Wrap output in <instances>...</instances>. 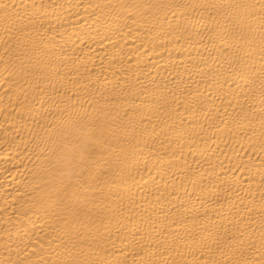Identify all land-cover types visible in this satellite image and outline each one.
Wrapping results in <instances>:
<instances>
[{
    "label": "bare ground",
    "instance_id": "bare-ground-1",
    "mask_svg": "<svg viewBox=\"0 0 264 264\" xmlns=\"http://www.w3.org/2000/svg\"><path fill=\"white\" fill-rule=\"evenodd\" d=\"M0 264H264V0H0Z\"/></svg>",
    "mask_w": 264,
    "mask_h": 264
}]
</instances>
